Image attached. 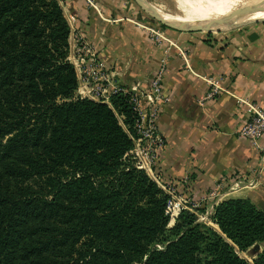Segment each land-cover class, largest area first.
I'll use <instances>...</instances> for the list:
<instances>
[{
	"label": "trees",
	"instance_id": "trees-1",
	"mask_svg": "<svg viewBox=\"0 0 264 264\" xmlns=\"http://www.w3.org/2000/svg\"><path fill=\"white\" fill-rule=\"evenodd\" d=\"M69 33L57 0H0V264H264L250 198L215 205L217 229L188 210L167 227V194L123 158L128 95L76 96Z\"/></svg>",
	"mask_w": 264,
	"mask_h": 264
},
{
	"label": "crops",
	"instance_id": "crops-1",
	"mask_svg": "<svg viewBox=\"0 0 264 264\" xmlns=\"http://www.w3.org/2000/svg\"><path fill=\"white\" fill-rule=\"evenodd\" d=\"M62 8L67 21L73 17V30L112 72L115 85L130 88L147 81L165 64L163 87L170 101L159 118L165 144L157 168L179 195L201 200L198 211L209 212L214 203L209 193L216 184L252 173L259 152L238 135L249 118L239 100L264 108V23L217 32L165 27L153 40L147 30L152 24L139 17L130 0H95V7L85 0H64ZM210 79L221 88L214 98H206ZM226 189L219 186L220 192ZM228 198H250L264 210L262 187L222 200ZM262 250L259 244L246 252L254 257Z\"/></svg>",
	"mask_w": 264,
	"mask_h": 264
},
{
	"label": "built area",
	"instance_id": "built-area-1",
	"mask_svg": "<svg viewBox=\"0 0 264 264\" xmlns=\"http://www.w3.org/2000/svg\"><path fill=\"white\" fill-rule=\"evenodd\" d=\"M57 1L62 8L64 0ZM85 2L88 6L95 7V0H85ZM72 21L73 17H69L67 21L70 26L67 59L74 66L77 75L78 83L75 94L80 98L106 103H109L111 95L115 93L122 92L128 95L129 103L136 114V120L134 133L129 134L132 147L123 158L131 161L137 169L142 170L167 194L165 214L168 216V227L175 223L181 210L191 211L196 215L197 221L212 226L211 215L219 200L243 189L264 188V144L261 143V139L264 137V108L254 102L239 100L247 106L249 118L238 130V135L249 140L251 145L258 150L259 159L255 169L249 175H237L227 185L224 182L216 184L209 193V197L214 200L209 212L198 211L201 200L191 202L189 198L179 195L173 184L163 180L157 168L160 153L165 144L159 130V118L163 107L170 101V97L163 87L165 64L162 63L147 81L136 82L130 88H121L112 82V72L109 71L105 62L99 59L97 51L73 30ZM147 30L151 39L161 38L159 26L151 25L147 27ZM208 82L211 88L206 94V98H214L220 93L221 88L217 80L210 79ZM220 185L226 186L227 189L220 192ZM157 246L160 247V245Z\"/></svg>",
	"mask_w": 264,
	"mask_h": 264
},
{
	"label": "rangeland",
	"instance_id": "rangeland-1",
	"mask_svg": "<svg viewBox=\"0 0 264 264\" xmlns=\"http://www.w3.org/2000/svg\"><path fill=\"white\" fill-rule=\"evenodd\" d=\"M213 3L217 5L229 6L232 0H211ZM131 4L137 9L139 17H142L146 21L150 22V24L159 26L161 29L168 27L173 28L174 30L185 31L192 29H184L180 27L171 26L165 24L155 17L150 15L145 11L135 0H130ZM145 4L151 9V11L158 13H163L170 16H177L182 18H187L191 20H201V21H211L216 17V12L209 8L206 0H143ZM260 9H264V2L261 5ZM262 19H252L246 23H239V25L235 28L253 25L257 23H264V11L261 13ZM199 30V29H193ZM205 31V30H200ZM216 32V31H212ZM168 227V226H167ZM170 234H165L164 237H170ZM251 252H239V255L245 258L248 262L252 263L253 256Z\"/></svg>",
	"mask_w": 264,
	"mask_h": 264
},
{
	"label": "bare ground",
	"instance_id": "bare-ground-1",
	"mask_svg": "<svg viewBox=\"0 0 264 264\" xmlns=\"http://www.w3.org/2000/svg\"><path fill=\"white\" fill-rule=\"evenodd\" d=\"M206 1L209 8H212L216 12V17L213 18L211 21H200L215 26L231 25L243 22L245 20L262 19L261 13L264 11V9H258L257 11H254L255 7L258 5L261 8V5L263 4L264 0H232L229 6L217 5L211 0ZM157 14L163 17L166 21L175 22L176 24H179L181 28H192V26H190V23L194 20L177 16H170L158 12Z\"/></svg>",
	"mask_w": 264,
	"mask_h": 264
},
{
	"label": "water",
	"instance_id": "water-1",
	"mask_svg": "<svg viewBox=\"0 0 264 264\" xmlns=\"http://www.w3.org/2000/svg\"><path fill=\"white\" fill-rule=\"evenodd\" d=\"M142 8L145 9L146 12H148L150 15H152L153 17H155L157 20L171 25V26H175V27H180L179 24H176L175 22H170V21H166L163 17L159 16L158 14H156L155 12L151 11V9L147 6V4H145L143 2V0H135ZM261 5V4H260ZM258 9H260V6H256L254 11H257ZM249 20H245L243 22L240 23H246ZM239 25V23L236 24H231V25H225V26H215L206 22H201L199 20H194L190 23V26H192V28L189 29H199V30H205V31H225V30H229V29H233L235 27H237ZM181 28V27H180Z\"/></svg>",
	"mask_w": 264,
	"mask_h": 264
}]
</instances>
